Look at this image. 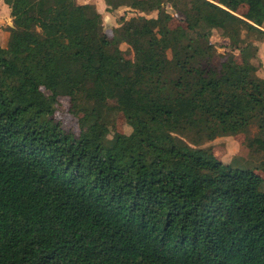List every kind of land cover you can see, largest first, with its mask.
Here are the masks:
<instances>
[{"label":"trees","instance_id":"trees-1","mask_svg":"<svg viewBox=\"0 0 264 264\" xmlns=\"http://www.w3.org/2000/svg\"><path fill=\"white\" fill-rule=\"evenodd\" d=\"M6 3L14 28L0 45V264H264V179L205 147L245 133L264 152L254 43L264 41V0H105L109 13H158L132 18L120 38L104 32L93 5ZM170 8L201 43L167 30ZM215 30L242 64L233 52L215 64ZM88 91L115 102L132 133L113 134L105 111L79 107ZM59 97L83 115L79 137L55 119Z\"/></svg>","mask_w":264,"mask_h":264},{"label":"rangeland","instance_id":"rangeland-1","mask_svg":"<svg viewBox=\"0 0 264 264\" xmlns=\"http://www.w3.org/2000/svg\"><path fill=\"white\" fill-rule=\"evenodd\" d=\"M7 0H0V45L7 47L10 34L14 28L13 18L11 16V9L6 3ZM218 0H215L217 3ZM71 3L78 5H93L96 7L99 13L102 14L104 32L110 38H120L121 33H123V28L126 26V22L132 18H138L140 16L147 19L157 18L158 13H141L134 11L130 8H120L118 11H113L111 13L107 12V5L105 0H70ZM172 16V19L166 25L169 32H185V43H191L197 45L201 43L200 40L196 39L197 35L188 28L185 16L180 12H175L176 10L168 9ZM247 12V7L242 5L237 10V14L244 15ZM121 18L125 21H122ZM264 29V28H263ZM124 34V33H123ZM39 36V35H37ZM39 38H42L39 36ZM211 42L216 46L217 53L215 58V64L219 65L222 56L227 53H234L232 48H230V41L223 37V30H215L211 37ZM255 45L258 46V60L257 65H260L259 75L264 77V41L255 40ZM121 50L124 52L126 59L136 63L139 59L137 51L132 44L127 42H122L120 44ZM235 61L238 64H242V58L238 52H235ZM141 59V58H140ZM43 91L49 96L50 92L43 88ZM90 98L89 91L82 93L77 100L79 107H98L99 109L106 112V122L109 124L112 133H121L125 135H130L132 129L127 123L122 112L119 111L115 102H109L106 104H101L95 102ZM83 115H77L72 109V102L69 97H59L58 103L55 105V119L61 123L62 127L69 133L75 134L77 137L81 134V129L79 125L80 118ZM259 131L257 125H254L250 129V137H255ZM112 137V135H111ZM247 134L241 133L233 136L221 137L212 143H207L206 148L210 149L212 153L217 157L218 160L224 163H230L236 159L241 160L243 163L251 166L255 169V172L264 179V152L255 153L251 151L247 143Z\"/></svg>","mask_w":264,"mask_h":264},{"label":"crops","instance_id":"crops-1","mask_svg":"<svg viewBox=\"0 0 264 264\" xmlns=\"http://www.w3.org/2000/svg\"><path fill=\"white\" fill-rule=\"evenodd\" d=\"M246 7H247V12H246V14L248 13V10H249V7L247 6V5H245ZM246 14H244V15H240L241 17H243V16H245Z\"/></svg>","mask_w":264,"mask_h":264}]
</instances>
